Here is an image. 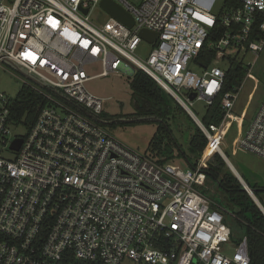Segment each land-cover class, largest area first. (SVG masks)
I'll return each instance as SVG.
<instances>
[{
	"label": "built area",
	"instance_id": "obj_1",
	"mask_svg": "<svg viewBox=\"0 0 264 264\" xmlns=\"http://www.w3.org/2000/svg\"><path fill=\"white\" fill-rule=\"evenodd\" d=\"M113 1L131 27L105 9L92 19L101 0H0V73L18 70L39 96L35 120L13 135V97L0 90V264H249L246 237L231 240L232 213L207 193L206 169L236 120L240 86L222 92L223 65L235 56L248 72L244 55L263 49L264 0ZM141 42L151 46L144 59ZM93 64L102 71L89 75ZM138 69L198 119L193 99L220 97V122L200 121L208 150L195 167L158 164L94 118L104 99L85 83ZM237 146L264 159V99Z\"/></svg>",
	"mask_w": 264,
	"mask_h": 264
},
{
	"label": "trees",
	"instance_id": "obj_2",
	"mask_svg": "<svg viewBox=\"0 0 264 264\" xmlns=\"http://www.w3.org/2000/svg\"><path fill=\"white\" fill-rule=\"evenodd\" d=\"M222 31L223 28H219L218 35ZM215 33L214 31L210 32L207 38L208 42L216 38ZM213 56L214 51L212 47H208L207 43L200 51L198 59L207 62ZM223 67L225 79L222 92L224 93L241 85L247 69L243 62L235 56H228V61ZM130 89L133 105L137 110L135 113L137 118L142 117L144 120L155 122L157 125L148 144V156L158 164L168 163L175 157L182 158L187 167H195L198 163L197 160L204 154L207 137L187 111L169 92L140 69L132 76ZM38 100L39 96L27 86L18 90L11 105V119L16 127H24L27 130V127L33 123L38 113ZM173 109L181 111L193 127L192 133L186 138L187 152L171 136L169 118ZM222 116L220 97H217L199 119L205 126H209L219 123ZM104 118H107V114ZM212 152L211 149L209 154ZM206 173L208 179L214 182L217 188L224 193L223 199L231 206L230 212L232 214H226V221L231 228L232 242L237 243L245 236L250 258L249 264H264V214L250 195L242 189V184L227 167L219 153H214L207 161ZM243 179L245 180L244 177ZM246 183L250 188L255 189V195L259 199L257 186L249 184L247 181Z\"/></svg>",
	"mask_w": 264,
	"mask_h": 264
},
{
	"label": "rangeland",
	"instance_id": "obj_3",
	"mask_svg": "<svg viewBox=\"0 0 264 264\" xmlns=\"http://www.w3.org/2000/svg\"><path fill=\"white\" fill-rule=\"evenodd\" d=\"M91 18L103 21L107 18V13L97 4L91 13ZM150 47L149 44L141 42L136 51L137 57L144 59ZM243 59L245 64H248V62H253V64L248 67V75H245L240 85L238 97L232 109L236 120L233 121L225 139L221 142L224 154L228 155L230 162H232L241 177L243 176L249 184L257 186V189H259L258 197L264 206V159L238 146L236 147V141L240 133L252 121L264 99V47L257 56L246 53ZM85 68L89 75H95L102 71L100 65L97 64L87 65ZM192 68L200 71V68L195 64H192ZM18 77L24 78L25 76L13 68H9L8 72H1L0 90L10 97H15L21 87V81ZM131 78V76L125 73H109L104 76L95 77L87 81L85 85L91 92L104 99V111L101 113L102 115L100 114V118L108 122L104 124L107 129L127 146L139 153L149 155L148 144L157 125L151 121L136 120L137 116L135 113L137 110L133 105L130 89ZM191 108L198 117H201L205 114L208 105L205 100L194 98ZM105 114H107V118H104ZM169 120L171 123V136L187 152L186 138L193 131L192 125L178 109H173L170 112ZM111 121L114 122L109 123ZM25 131L24 127H16L12 130V134H24ZM207 148L208 141L204 148L203 156L207 153ZM201 158L197 160L198 163ZM170 162L182 168H187L182 158L175 157ZM245 180L244 182H246ZM212 184L208 188L207 193L220 206L230 211L231 206L223 199L224 193L217 188L214 182ZM232 251L233 247L228 250L229 253Z\"/></svg>",
	"mask_w": 264,
	"mask_h": 264
},
{
	"label": "water",
	"instance_id": "obj_4",
	"mask_svg": "<svg viewBox=\"0 0 264 264\" xmlns=\"http://www.w3.org/2000/svg\"><path fill=\"white\" fill-rule=\"evenodd\" d=\"M100 5L103 9H105L109 14H111L112 16L116 17L117 19H119L120 21H122L124 24H126L128 27H131L134 24V20L131 16L130 13H128L124 8H122L120 5H118L117 3H115L113 0H101ZM139 34L142 38H144L145 40L149 41V42H153L156 38V32L150 31L148 29H141L139 31ZM195 94L191 93L190 94V98H194ZM183 108L187 111V113L191 116V118L194 120V122L200 126L201 122L200 120L195 117L186 107L183 106ZM97 121L105 124L107 121L101 119L100 117H94ZM136 120H144V118H137ZM114 121H111L109 123H112ZM108 123V122H107ZM22 139L21 138H17L13 141L12 143V147L13 148H18L19 144L21 143ZM221 155V157L223 158V160L225 161L227 167L232 171V173L235 175V177L239 180V182L242 184V189L244 191H246L250 197L254 200V202L256 203V205L259 207V209L262 211V213L264 214V206L261 204V202L259 201V199L256 197L255 195V189L250 188L246 182H244V180L242 179L241 175L237 172V170L235 169V167L233 166V164L229 161L228 157L220 152L219 153Z\"/></svg>",
	"mask_w": 264,
	"mask_h": 264
},
{
	"label": "snow or ice",
	"instance_id": "obj_5",
	"mask_svg": "<svg viewBox=\"0 0 264 264\" xmlns=\"http://www.w3.org/2000/svg\"><path fill=\"white\" fill-rule=\"evenodd\" d=\"M52 23V25H53V27H55L56 26V24H55V22L53 21V22H51Z\"/></svg>",
	"mask_w": 264,
	"mask_h": 264
},
{
	"label": "bare ground",
	"instance_id": "obj_6",
	"mask_svg": "<svg viewBox=\"0 0 264 264\" xmlns=\"http://www.w3.org/2000/svg\"><path fill=\"white\" fill-rule=\"evenodd\" d=\"M230 161V160H229Z\"/></svg>",
	"mask_w": 264,
	"mask_h": 264
}]
</instances>
